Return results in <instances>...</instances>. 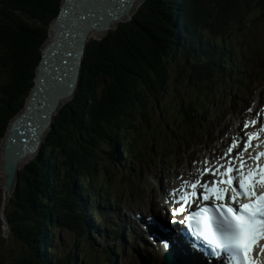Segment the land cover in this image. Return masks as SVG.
Listing matches in <instances>:
<instances>
[{"label":"trees","instance_id":"trees-1","mask_svg":"<svg viewBox=\"0 0 264 264\" xmlns=\"http://www.w3.org/2000/svg\"><path fill=\"white\" fill-rule=\"evenodd\" d=\"M63 3L0 0V66L6 77L0 82V175L2 144L12 122L27 106ZM244 3L246 0H144L132 19L116 22L99 39L87 43L75 95L55 115L35 158L20 169L8 199L5 216L10 232L4 264H82L78 240H84L88 229L80 210L89 204L80 203V197L102 193V185L107 186L106 171H110L107 161L119 143L138 132L142 126L136 121L138 115H144L151 103L163 100L160 97L171 72L181 79L182 87L188 80L189 86L201 92L204 86L214 90L220 61L211 44L228 22L242 21ZM250 5L248 2L245 12ZM204 8L209 13L201 19ZM237 12L240 14L233 16ZM223 18L227 20L222 22ZM185 23L195 26L182 31L180 24ZM199 24L212 34L207 36L198 29ZM195 111V103H189L182 112L186 118ZM120 131H125L122 139L117 138ZM3 204L0 189V220ZM66 237L73 248L61 257Z\"/></svg>","mask_w":264,"mask_h":264},{"label":"rangeland","instance_id":"rangeland-1","mask_svg":"<svg viewBox=\"0 0 264 264\" xmlns=\"http://www.w3.org/2000/svg\"><path fill=\"white\" fill-rule=\"evenodd\" d=\"M141 1L143 2L144 0H139L137 2V5ZM248 2H250L251 5H250V8H248L245 12V9H246ZM134 8H135V6L133 7V9ZM83 9L85 10L84 7H83ZM137 9L138 8L134 9L133 13ZM1 13H3V10H2V12L0 10V14ZM133 13H132V15H133ZM205 13H209L208 8H204L199 13L201 15V19L204 18L202 16ZM239 14L240 13L237 12L233 16L237 17ZM132 15H131V17H132ZM241 16H242V22L241 23H237V21L236 22L230 21L228 24L223 26V32H225V36L228 37V43L233 48H235L238 52H240L241 55L243 56L242 57V63L247 66V70H246L247 75H249L253 79L252 82L258 83L259 85H261V83H260L262 80L261 75L264 72V0H246V3H244V6L241 10ZM127 18H129V17H127ZM226 20H227V18H223L222 22H224ZM236 20H238V19H236ZM54 22H55V20H54ZM54 22H53L52 27H51V29H52L51 37L53 34V30L55 29ZM209 24L210 23H208V25ZM113 25H114V23H112L111 27ZM183 25L185 27L180 24L182 31L184 28L187 30H191L192 27L195 26L194 24L190 25L188 23H185ZM202 25H204V24H199L198 29H202V27H201ZM204 30L208 34H209V32H211L208 29H204ZM104 33H106V32H103L102 34H104ZM92 39H99V38H92L89 35L87 40L90 41ZM5 79H6L5 72L3 71L2 67L0 66V82H3ZM181 82H182L181 79H178L177 75L174 72H171V76H170L169 80L167 81L166 89L161 94V97H160V100H162V99L163 100L161 102L156 101L154 103H151L150 106H152V107L150 109H148L144 115H138V117L136 118V121L138 123L140 122L142 125V126L138 127V132L144 133L146 135V141L144 143L141 141L138 143L140 150H142V151L147 150V146L155 149V154H156L157 148L159 146H161L165 151H167L170 154H172L174 150H177L178 145H180L181 143L183 144L182 139H184L188 134L191 133V126H189L187 123L182 121V119H181L182 117L180 116L178 108L181 105L185 106L189 103L195 102V100L192 98H194L196 96H200L201 100H203V101L207 100L208 101L210 96H212V97L214 96V104H211L209 106V108L207 109V112L204 115V120L202 121L201 126H200L201 130H205V127L207 129L210 128V125L208 123L207 118L211 112H214L215 114H217V117H218V115L221 114V117H220L218 122H219L220 126H222L223 123L226 121V112L225 111H227V108H226L227 104L229 103L230 99L231 100H234V99L237 100L238 99L237 87L235 85L234 86L231 85L227 89H224V90H222V89L216 90L215 89L213 91H209L204 86L203 87L204 93L202 94V92L199 91L198 88L195 87L194 85L189 86V84H191V82H189L188 80L186 83H184L185 85L183 87L180 86ZM254 83L250 84L249 87L251 88L254 85ZM246 85H248V82ZM66 100H64L60 103L59 108H61V106L66 102ZM236 102L237 101H235V103ZM196 107L199 108L198 105H196ZM147 114L150 115L149 118H147ZM164 116H165V118H164ZM169 116L172 117L171 121L168 118ZM174 119H176V121H174ZM233 120H234V117H233ZM211 122L214 123V119H212ZM135 124H136V122H135ZM147 125H149L153 130L158 129L157 133L159 135H161L160 140H157V138L152 134L151 130L148 128ZM200 128H198L197 131H199ZM121 133L122 134L120 135V138L117 136L118 139H122L123 133H125V131H123ZM224 135H225V132H223V131H220L218 133V135H216L219 138L218 143L222 142ZM214 137H215L214 135H211L209 137H207L206 135H201V136H198L196 140L198 141V143L201 146H203L205 144L207 146H209V145H212ZM179 149H180V152H182L181 147ZM28 156L35 158L36 154L34 153L33 155H28ZM26 157L19 161V163H18L19 171L25 164L31 162L32 159H34V158H32L29 162H24ZM159 157L160 156H158V154H157L156 158H159ZM165 158H166V156H164L163 161ZM3 159H4V157H3ZM159 160H162V158H160ZM21 161H23V163L20 166L19 164L21 163ZM108 162H114V155L110 156V159L108 160ZM145 165L146 164H143V163H141V164L137 163L135 165V167L138 168L139 166H141L143 168ZM1 166H2V164H1ZM115 170H116V173L112 176L109 183H107L106 176H105V184L106 185L108 184V186H109L110 200H112V201H117L118 199L123 198V192L120 190L121 183L119 182L120 172H118V168H115ZM19 171H18V179L17 180H19ZM0 177H1V175H0ZM74 187L76 189V184L74 185ZM0 189H1V195L3 196V190L1 188V184H0ZM75 192H77V191L75 190ZM4 198H5V194H4ZM131 208H134V207H131ZM4 216L2 214L1 220H0V264H4L8 259V241H7V238H8L9 233L6 235V228L4 227ZM80 217H81V215H80ZM5 218H6V216H5ZM5 220L7 223V218ZM101 221H103V219H101V217L99 215H97V222L100 223ZM1 222H3V226H1ZM7 226H8V224H7ZM134 227H136V226L133 223L132 228H134ZM75 229H76L75 230L76 234L80 235L81 234L80 227L76 226ZM8 230L10 232L9 226H8ZM125 232H127V236L124 237L125 240L129 239L126 243H123V244L120 243L121 237L119 239H116V241H115L116 246L114 247L115 248L114 252L119 256V258L117 260L118 261L117 264H141L139 261L138 255L133 252V249H139V251L141 252V254L143 256L148 257L151 260L152 264H154V263L156 264V262L153 263V258H152V256L149 255L150 253H149V250H147V247L143 246L141 244V242H138V244L135 243L136 234L138 232L134 231V233H133V231L131 230V226H128L127 228H125L123 230V234ZM100 240L103 243L106 241L105 238H97V241H100ZM78 241H79L78 248L81 251V256H83V257L85 256L84 264H102L103 263L104 259L106 258V255H103L102 252L92 254L91 251L93 249H91V247L86 246L88 243L87 241H85V240L84 241L78 240ZM62 242H63V245H62L63 249L60 252V256L66 257L71 252V250L73 248V244L71 243V239L69 237H66V240H63ZM95 244L97 245V243H95ZM106 246L109 247V245L106 244L104 246V248ZM98 247L100 250L103 249V246L101 244H99ZM152 247L158 251V247H156L155 245H152ZM111 248H113V247H111ZM109 249H110V247H109ZM147 251L149 254L147 253ZM104 264H109V263L107 262Z\"/></svg>","mask_w":264,"mask_h":264},{"label":"water","instance_id":"water-1","mask_svg":"<svg viewBox=\"0 0 264 264\" xmlns=\"http://www.w3.org/2000/svg\"><path fill=\"white\" fill-rule=\"evenodd\" d=\"M86 1V8L81 12L79 6L81 0H64L60 14L54 22L52 39L50 38L43 50V59L38 66L35 85L27 106L12 122L2 144L4 159L2 157L1 173L5 176L4 187L7 195L3 204V216L8 199L18 181L19 161L28 155L38 153L44 136L60 109V103L75 95L90 32L110 30L112 23L115 24L117 20L125 17L136 2V0ZM101 2L105 9L100 12ZM109 5L114 6L107 10ZM5 219L4 216L7 235L9 230Z\"/></svg>","mask_w":264,"mask_h":264},{"label":"snow or ice","instance_id":"snow-or-ice-1","mask_svg":"<svg viewBox=\"0 0 264 264\" xmlns=\"http://www.w3.org/2000/svg\"><path fill=\"white\" fill-rule=\"evenodd\" d=\"M259 135V133H256L254 137L259 138ZM254 137H249V146H251V140ZM231 151L232 148H229L228 152ZM244 151H247V148ZM261 156H264V153H260L254 159L259 160ZM240 159L242 161L240 168L243 169L242 155ZM232 171H239V169L234 170L228 167L226 172L221 173V175H227V173ZM247 176L250 178L247 184L243 172L240 173L239 177H229L226 182L229 185L232 184L233 179H237L239 182V191L235 187L232 188L235 195L230 197V199L233 203L236 202L237 197L246 198L250 203H240L238 208H233L223 203L215 204L214 207L203 208L187 218L190 222V227H193L192 222L194 221L193 230L198 238L203 239L217 256L221 252L228 253L227 258L233 264H252L248 258L249 254L254 247L259 246L260 241L264 240V192L258 194L255 191L257 186L264 187V167L259 165L256 168L250 167L247 171ZM224 182L220 181L219 183ZM185 187H189V185L186 184ZM190 187L192 189L190 193L181 191L173 193V195L179 196L178 202H182L184 205L190 204L191 198L197 197V187L203 189V199L205 201L210 199L209 193L213 195L215 201H223L225 198V189L210 188L207 184H200L199 182L190 185ZM181 211H183V207L178 209L176 214ZM209 212L212 214L206 215ZM201 233L203 234L202 236ZM261 251L264 252V247L261 248Z\"/></svg>","mask_w":264,"mask_h":264},{"label":"bare ground","instance_id":"bare-ground-1","mask_svg":"<svg viewBox=\"0 0 264 264\" xmlns=\"http://www.w3.org/2000/svg\"><path fill=\"white\" fill-rule=\"evenodd\" d=\"M93 1V0H92ZM139 0H136V2H135V8L134 9H136L141 3H142V1L141 2H139V4L137 5V2H138ZM85 2H87L86 0H81V3L79 4V6H80V11L81 12H83L84 11V9H83V7L84 8H86V5H85ZM102 2H104V1H102ZM101 2V3H102ZM137 5V6H136ZM133 6V7H134ZM133 7H132V9H133ZM131 9V10H132ZM133 9V10H134ZM107 10H109V7L107 8ZM129 11L128 13H127V15L125 16V17H123V18H121L120 20H117L116 22H119V21H121V20H125V19H130V17H131V15H132V13H133V10L132 11ZM84 14V13H83ZM127 17H129V18H127ZM106 32V31H105ZM103 32H99V31H91L90 32V36L92 37V38H100L103 34H102ZM68 98H70V97H68ZM67 99V98H66ZM32 158H34V157H29V156H27L26 157V159L24 160V162H29ZM22 160V159H21ZM22 163H23V161H21V163L19 164L20 166L22 165ZM4 181H5V176L1 173V177H0V184H1V188H2V190H3V202H4V194H5V197L7 198V195H6V193H5V187H4ZM13 195V194H12ZM151 232H154V230H151ZM157 235H159V236H161V234L160 233H157ZM129 237V236H128ZM149 250V253H150V255L152 256V258H153V262H156L157 264H161V261H162V251H161V249L159 250V251H157L156 249H154V248H150V249H148ZM151 258V257H150ZM155 264V263H154ZM189 264H199V263H197V262H195L194 260H190L189 261Z\"/></svg>","mask_w":264,"mask_h":264}]
</instances>
